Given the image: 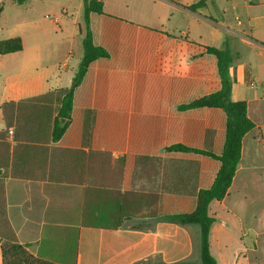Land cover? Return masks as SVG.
Masks as SVG:
<instances>
[{"label": "crops", "instance_id": "crops-1", "mask_svg": "<svg viewBox=\"0 0 264 264\" xmlns=\"http://www.w3.org/2000/svg\"><path fill=\"white\" fill-rule=\"evenodd\" d=\"M6 1L0 4V17ZM151 1L163 8L162 14L142 15L138 22L129 16L112 15L105 2L104 11L135 26L197 45L221 47L225 38L229 40L232 100L247 102L254 128L243 138L241 158L227 195L209 205V215L215 219L209 234L210 252L217 264H264V0H208L206 7L196 12L189 9L196 0ZM38 2L44 0L18 5L28 7L31 14L19 17L9 34L0 35V41L20 38L23 43L19 52L0 54V132L6 130V104L73 86L81 62L73 50L76 39L81 38L80 17L63 7L46 13ZM204 57L213 60L216 67L213 57ZM6 136L16 144L9 131ZM51 147L64 148L59 143ZM75 163L77 166V156ZM58 174L56 171L51 176L40 170L34 179H5L10 225L16 240L27 245L32 255L57 264L200 262L198 225H180L163 218L132 219L117 229L87 225L83 209L87 185L77 184V171L73 184L58 182ZM114 187L121 192L129 190L117 183ZM197 194L185 203L177 196V206L185 207H177L176 212L193 211ZM99 208L96 203L90 207V220L95 221Z\"/></svg>", "mask_w": 264, "mask_h": 264}, {"label": "trees", "instance_id": "trees-1", "mask_svg": "<svg viewBox=\"0 0 264 264\" xmlns=\"http://www.w3.org/2000/svg\"><path fill=\"white\" fill-rule=\"evenodd\" d=\"M27 1L13 0L17 5ZM207 1L196 0L189 9L201 10ZM82 4L86 34L82 40L84 54L74 78L75 85L3 107L6 120V130L0 132V246L3 264H57L32 255L27 245L16 240L7 213L5 179H34L40 170L43 173L48 171L51 176L57 171L58 182L70 184L76 182L74 174L77 171V184L87 185L83 203L85 224L117 229L132 219L163 218L180 225H198L201 248L198 264H217L209 245L210 230L215 222L209 215V205L227 195L241 158L243 138L254 128L248 116L247 102L232 100L230 66L233 53L228 38L221 47L195 44L202 55L214 58L218 88L178 106L181 112L204 109L223 115L225 130L220 154L182 143L170 147L162 145L168 152L198 154L214 160L218 164L216 174L208 187L198 190L193 211L162 214L160 193L133 189L121 192L114 187L113 163L105 159L104 147L117 148L113 142L121 140L127 127L134 128V113L165 112L170 107L172 68L182 43L167 33L106 15L103 0H82ZM93 15L108 21L100 44L96 43L91 28ZM21 50L20 38L0 41L1 55ZM108 60L120 62V67H99L96 83L87 91L86 106L76 110L77 90L87 82L98 62ZM13 125L16 127L15 145L6 136V131ZM57 143L64 148L51 147ZM95 203L100 208L94 221L89 218V210Z\"/></svg>", "mask_w": 264, "mask_h": 264}, {"label": "rangeland", "instance_id": "rangeland-1", "mask_svg": "<svg viewBox=\"0 0 264 264\" xmlns=\"http://www.w3.org/2000/svg\"><path fill=\"white\" fill-rule=\"evenodd\" d=\"M103 1L112 15L121 18L129 16L135 22H138V18L142 15L149 17L163 12V8H158L151 0ZM4 4L5 12L0 17V29L3 31L1 36L9 34L14 29L19 17L24 19L31 14L28 7H20L12 0H7ZM38 4L46 8V13L63 7L80 17L81 38L76 39L73 50L76 59L81 61L84 54L82 40L86 34L82 0H44ZM7 14L9 18L6 19ZM107 23V19L93 16L91 28L98 44L103 41ZM172 37L182 45L179 47L172 68L170 107L165 112L134 113V128L127 127L121 140L113 142L117 148L104 147L105 159L113 163L111 174L115 184L123 189L160 193L162 214L177 211L178 204L175 202L177 196L185 203L200 187L210 185L218 168L214 160L203 159L197 155L171 153L162 145L166 144L168 147L182 143L220 154L225 130L222 114L215 115L204 109L188 112L178 110L180 104L189 103L197 97L216 90L218 77L213 60H205L195 44L182 37ZM99 67L119 68L120 62L108 60L96 64L87 82L76 92V110L86 106L87 91L96 83ZM73 83L71 82V85ZM10 129L14 132L12 135L14 139L15 125L7 131ZM183 207L185 206L178 208L183 209Z\"/></svg>", "mask_w": 264, "mask_h": 264}, {"label": "built area", "instance_id": "built-area-1", "mask_svg": "<svg viewBox=\"0 0 264 264\" xmlns=\"http://www.w3.org/2000/svg\"><path fill=\"white\" fill-rule=\"evenodd\" d=\"M5 0H0V4H2ZM9 135L12 136L13 135V130H9Z\"/></svg>", "mask_w": 264, "mask_h": 264}, {"label": "water", "instance_id": "water-1", "mask_svg": "<svg viewBox=\"0 0 264 264\" xmlns=\"http://www.w3.org/2000/svg\"><path fill=\"white\" fill-rule=\"evenodd\" d=\"M73 85H75V83H73Z\"/></svg>", "mask_w": 264, "mask_h": 264}]
</instances>
